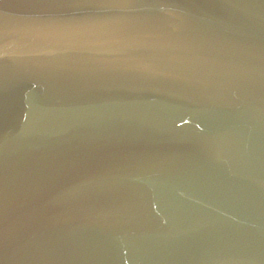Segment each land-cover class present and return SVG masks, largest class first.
I'll return each instance as SVG.
<instances>
[{
	"label": "water",
	"instance_id": "1",
	"mask_svg": "<svg viewBox=\"0 0 264 264\" xmlns=\"http://www.w3.org/2000/svg\"><path fill=\"white\" fill-rule=\"evenodd\" d=\"M0 264H264V0H0Z\"/></svg>",
	"mask_w": 264,
	"mask_h": 264
}]
</instances>
